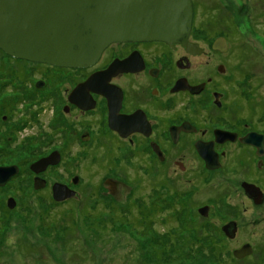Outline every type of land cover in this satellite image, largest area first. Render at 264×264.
Returning <instances> with one entry per match:
<instances>
[{"label": "flooded vegetation", "instance_id": "flooded-vegetation-1", "mask_svg": "<svg viewBox=\"0 0 264 264\" xmlns=\"http://www.w3.org/2000/svg\"><path fill=\"white\" fill-rule=\"evenodd\" d=\"M191 1L193 15L187 40L113 42L85 67L30 61L0 48V160L10 158L9 162L0 161V168H17L0 185V192L13 187L4 205L0 204L1 210L17 207L15 194L25 191L43 198L40 203L47 211L56 210V205L71 206L70 199L83 182L82 171L91 180L106 170L97 184L104 205L99 202L94 210L86 205L84 211L94 214L105 206L116 211L107 200L118 201L120 190L132 187L125 176H117L118 166L135 160L131 166L149 169L145 172L152 175L153 185L146 205L136 200L133 221L141 229L147 225L165 229L153 231L151 239L157 234L172 239L171 220L199 229L214 215L215 246L218 233L238 240L246 225L252 234L263 235L264 242V214L247 219L246 225L240 221L244 214H252L251 209L264 208V98L255 89L256 51L242 50L229 34L235 21L226 0ZM198 17L206 33L219 26L225 28L207 41L191 39ZM253 30L264 32V22ZM220 38L223 40L218 41ZM218 56L222 62L218 63ZM237 76L242 79H235ZM219 77L229 83L241 82L235 84L241 89L249 85L250 91H222L218 89ZM82 83L86 85L79 87ZM130 84H135L132 91ZM218 119L232 122L218 124ZM218 130L236 136L218 135ZM246 136L249 142L241 140ZM227 169L242 173L237 185L225 187L226 191L233 187L239 199L230 206L233 213L227 212L232 216L222 220L218 228V211L203 201V185L208 177ZM163 175L165 180L160 177ZM171 176L174 179L169 182ZM16 180L22 184L14 185ZM56 183L74 194L56 200L52 190ZM223 191L214 189V203L229 197ZM9 200L14 202L12 208ZM129 207L125 204L120 208L129 215L128 222L133 214ZM188 210L190 220H181L179 214ZM3 221L0 217V226ZM263 248L264 243L257 247L250 241L229 252L215 247L224 264H264ZM140 252L151 256L156 251ZM216 261L218 264V258Z\"/></svg>", "mask_w": 264, "mask_h": 264}, {"label": "rangeland", "instance_id": "rangeland-1", "mask_svg": "<svg viewBox=\"0 0 264 264\" xmlns=\"http://www.w3.org/2000/svg\"><path fill=\"white\" fill-rule=\"evenodd\" d=\"M226 1L224 4L231 11L235 21L230 26L229 34L235 42L241 44L242 50L245 48L249 52V48H252L256 51V66L253 69L255 89H258L260 97L264 98V32H253V28L257 29L261 22H264V2L262 0ZM200 27V18L198 17L195 30L191 32V39L207 41L220 29L225 28L219 26L213 32L206 33ZM260 29H263V26ZM222 60L218 56V63ZM235 79L242 78L237 76ZM228 81L226 78L219 77L218 89H222V91L227 89L228 92L250 91L249 85H244L242 86L244 89H241L235 86L241 82L234 80L229 83ZM128 88L130 91L134 90L135 84H130ZM238 98L241 99V96ZM261 107L263 108L262 105H260ZM257 115L258 113L255 112V119ZM223 121L232 122L231 119H218V124ZM2 160L9 162L10 158L5 157ZM130 163H137V161H125L124 164L118 166L117 176L122 179L125 176L129 187H132L120 190L121 198L118 201L107 200V204L115 206L116 211L113 212L111 207L107 206L103 208L102 212L94 214L84 211L86 205H90L92 210L98 206L99 202L104 205V200L97 191V184L105 175L106 170L91 180L83 170V182L76 196L70 199L71 206L59 207L56 205V210L49 208L47 211L40 203L43 198L39 197L37 193H27V191L16 193L19 202L17 207L13 209L5 207L8 212L0 209V217L4 218L0 226V264H217V258L218 264H224L221 261L222 256L218 254V249L215 247L229 252L233 247L245 241L256 243L257 247L260 243L261 245L264 243L262 242L263 235L252 234L246 225L247 219L261 217L264 214L263 207L253 208L250 210L252 214H244L240 217L241 224L246 225L240 239L228 240L218 233V246H215L213 239L216 234L215 230H217L214 215L212 216L214 219H208L210 221L206 220L201 223L202 227L199 229L193 228L188 223L183 225L177 222V219L171 220L168 227H170L171 233L173 232L172 239L167 240L164 235L158 234L155 235L156 238L151 239L150 235L153 231L158 233L165 229L160 225H153L151 228L147 225L146 229H141L139 224L134 223L133 218H135L136 209H138L136 200L141 202L142 206L149 202V193L153 185L152 175L146 174L145 167H136L134 164L136 167L134 168ZM234 172L230 169L218 172V175L208 177L203 185V201L213 204L214 210L218 211V228L222 220L232 216L227 212L233 213V210L231 211L232 204L239 199L237 191L233 187L228 191L225 189V187L235 185V181L242 178V173L234 174ZM160 177L165 180L164 175ZM139 179L140 181H137ZM170 179L169 182L174 179V176H171ZM17 183L22 184L20 180L14 181V185ZM136 186L137 189H132ZM12 189L13 187H10L0 192V204L4 205L5 197L11 194ZM214 189H218V192L223 189V194L226 191V195L229 197L223 199L221 203H219L220 201L214 203V198H217ZM132 192L133 194H130ZM219 195L218 193V197ZM209 197H212L213 202H210ZM125 204L130 205L129 212L133 213L130 222L127 221L129 215L120 209ZM26 205L31 208H27ZM187 213H191V210L179 214L181 220L183 218L190 220ZM42 217H46V220L42 221ZM147 250L156 252H152L151 256L146 253L140 254V251L146 252ZM256 259L257 255L253 260L256 261Z\"/></svg>", "mask_w": 264, "mask_h": 264}, {"label": "water", "instance_id": "water-1", "mask_svg": "<svg viewBox=\"0 0 264 264\" xmlns=\"http://www.w3.org/2000/svg\"><path fill=\"white\" fill-rule=\"evenodd\" d=\"M192 15L191 0H0V48L30 61L85 67L113 42L185 41ZM16 172L0 168V185ZM52 190L56 200L74 194L57 183Z\"/></svg>", "mask_w": 264, "mask_h": 264}]
</instances>
